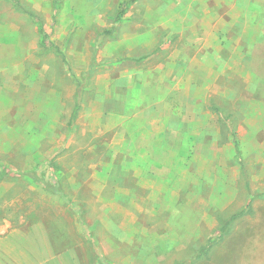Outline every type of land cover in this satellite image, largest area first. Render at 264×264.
I'll use <instances>...</instances> for the list:
<instances>
[{
  "label": "rangeland",
  "instance_id": "obj_1",
  "mask_svg": "<svg viewBox=\"0 0 264 264\" xmlns=\"http://www.w3.org/2000/svg\"><path fill=\"white\" fill-rule=\"evenodd\" d=\"M105 1L0 0V260L20 259L23 241L41 235L47 264H264L262 57L248 56L240 39L224 94L193 90L207 94L213 116L190 143L178 120L169 137L120 124L105 132L87 114L105 94L98 68L118 63L125 33ZM165 1L138 0L133 25L146 26L147 11ZM120 132L158 166H129L134 153L110 144L124 140ZM153 143L161 150L151 155ZM184 148L187 165L177 160Z\"/></svg>",
  "mask_w": 264,
  "mask_h": 264
},
{
  "label": "crops",
  "instance_id": "obj_2",
  "mask_svg": "<svg viewBox=\"0 0 264 264\" xmlns=\"http://www.w3.org/2000/svg\"><path fill=\"white\" fill-rule=\"evenodd\" d=\"M105 2V7H113L110 13L113 24L119 25L125 32L119 37V51L114 52L121 56L118 63L98 68L101 74L95 77V84L99 85L104 78L105 94L102 98L91 100L92 111L87 114V119L98 121V126H103L105 132L120 124L136 135H141V131H137L146 127L145 135L169 137L176 134L173 125L174 120H178L190 143L192 137L200 135L199 131H193L209 128L206 121L213 116L209 112L212 103L205 97L207 94L200 98L193 97V90H204L214 85L220 89L221 95L224 94V67L235 63L230 56L241 54L240 39L249 42L248 56L262 57L264 62V0L165 1L158 9L147 11L152 18L146 19L149 25L146 31L145 22H135L136 25H133L131 16L138 0ZM103 4L92 7L96 10ZM165 4L170 6L166 9L163 6ZM105 14L108 15V11ZM112 54L110 51L109 55ZM201 56L204 58L200 59ZM215 107L218 106L215 104ZM193 108L196 111L195 119ZM80 109V102L76 100L66 125L72 132L77 128ZM118 135L122 137L129 134L120 132ZM122 138L123 142L113 139L110 144L117 142L121 144L116 149L119 152L134 153L129 156V166H158L152 156L149 160L145 159V147ZM160 150L158 143H153L151 155ZM163 150L169 151L168 148ZM189 150L187 148V152ZM187 152L186 148L177 152L180 153L177 160L183 162L182 165H187ZM152 175L153 179L160 176L158 172ZM56 194L64 196L63 192ZM0 246L3 245L0 243ZM33 246L39 250L38 259L32 255ZM22 248V253L18 255L22 256L20 259H17L16 252L8 253V257L4 261L0 260V264L49 262L45 255L46 240L41 235L33 242L23 241Z\"/></svg>",
  "mask_w": 264,
  "mask_h": 264
},
{
  "label": "trees",
  "instance_id": "obj_3",
  "mask_svg": "<svg viewBox=\"0 0 264 264\" xmlns=\"http://www.w3.org/2000/svg\"><path fill=\"white\" fill-rule=\"evenodd\" d=\"M237 217V215H234L232 218H231V221L234 220L235 218ZM230 221V222H231ZM228 224V223H227Z\"/></svg>",
  "mask_w": 264,
  "mask_h": 264
}]
</instances>
